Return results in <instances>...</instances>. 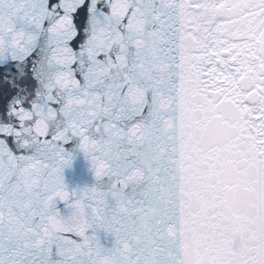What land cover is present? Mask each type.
Masks as SVG:
<instances>
[{"label": "snow or ice", "instance_id": "6c2138e0", "mask_svg": "<svg viewBox=\"0 0 264 264\" xmlns=\"http://www.w3.org/2000/svg\"><path fill=\"white\" fill-rule=\"evenodd\" d=\"M12 68L0 264H264V0H0Z\"/></svg>", "mask_w": 264, "mask_h": 264}, {"label": "water", "instance_id": "95a60500", "mask_svg": "<svg viewBox=\"0 0 264 264\" xmlns=\"http://www.w3.org/2000/svg\"><path fill=\"white\" fill-rule=\"evenodd\" d=\"M105 10L107 11L108 9ZM84 16H85V10L81 9L79 16L76 17L78 24L81 25L83 24ZM82 38L83 37L81 36V39ZM78 43L79 40L76 41L72 46L75 48L77 47ZM9 71L14 72V68L0 69V94H7L12 91L11 88L8 87L3 81V76ZM24 83H26L29 88L34 87V81L31 80L30 75L29 77L25 78ZM64 178H65V183L69 187H75L77 185L79 186L90 185L94 182V176L90 169L89 161L84 157L82 152L77 151L75 153L71 166L66 167L64 169Z\"/></svg>", "mask_w": 264, "mask_h": 264}]
</instances>
